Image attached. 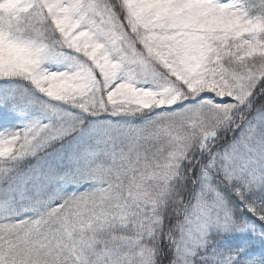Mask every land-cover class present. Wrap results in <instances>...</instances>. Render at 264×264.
I'll return each instance as SVG.
<instances>
[{
    "label": "snow or ice",
    "instance_id": "6c2138e0",
    "mask_svg": "<svg viewBox=\"0 0 264 264\" xmlns=\"http://www.w3.org/2000/svg\"><path fill=\"white\" fill-rule=\"evenodd\" d=\"M0 264H264V0H0Z\"/></svg>",
    "mask_w": 264,
    "mask_h": 264
}]
</instances>
